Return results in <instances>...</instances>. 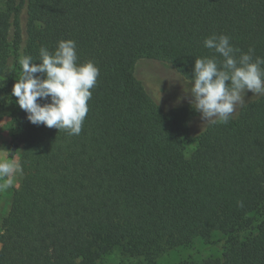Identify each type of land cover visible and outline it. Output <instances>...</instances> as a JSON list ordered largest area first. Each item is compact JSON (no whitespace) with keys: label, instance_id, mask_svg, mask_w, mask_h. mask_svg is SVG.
<instances>
[{"label":"trees","instance_id":"obj_1","mask_svg":"<svg viewBox=\"0 0 264 264\" xmlns=\"http://www.w3.org/2000/svg\"><path fill=\"white\" fill-rule=\"evenodd\" d=\"M214 33L264 57V0H0V112L41 47L73 40L100 73L79 135L26 119L0 264H94L116 247L155 260L215 231L221 252L186 264H264V96L187 156L194 109L165 111L134 73L148 58L191 80L196 58L222 60Z\"/></svg>","mask_w":264,"mask_h":264},{"label":"clouds","instance_id":"obj_2","mask_svg":"<svg viewBox=\"0 0 264 264\" xmlns=\"http://www.w3.org/2000/svg\"><path fill=\"white\" fill-rule=\"evenodd\" d=\"M230 40L228 35L212 34L205 38L204 46L222 60L215 55L195 59L186 94L203 123L227 124L238 106L246 105L247 91L253 96H264V57L255 56L251 47L243 52ZM39 56V63H34L32 56L20 59L21 76L12 88V95L33 125L43 124L79 135L99 68L92 61L78 64L76 44L70 39L59 41L54 52L41 47ZM19 170L15 162L0 161V179L5 181L0 184V191L13 185V174Z\"/></svg>","mask_w":264,"mask_h":264},{"label":"rangeland","instance_id":"obj_3","mask_svg":"<svg viewBox=\"0 0 264 264\" xmlns=\"http://www.w3.org/2000/svg\"><path fill=\"white\" fill-rule=\"evenodd\" d=\"M135 76L142 82L148 95L165 111H170L179 106H189L190 97L186 94L191 85V80L183 76L171 63L154 61L141 58L134 69ZM258 97L247 91L245 94L246 105ZM193 108V107H192ZM242 107L237 108L233 116H237ZM17 118L15 122L14 118ZM27 114L17 102H11L0 112V161L15 162L19 164L21 146L19 138L24 128ZM208 123H203L200 114L194 110L190 121L191 133L194 142L186 146V155L190 156L197 144V137ZM15 148L14 158H10ZM11 160V161H10ZM13 185L0 191V232L2 220L10 209L14 190L20 186L23 178L21 169L13 174ZM4 179H0L3 184ZM223 233L215 231L212 237L205 239L196 237L188 246L170 250L155 260H150L145 255H131L122 247H116L94 264H186L187 262L199 263L210 256L218 255L221 250ZM187 261V262H185Z\"/></svg>","mask_w":264,"mask_h":264}]
</instances>
